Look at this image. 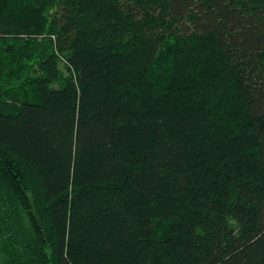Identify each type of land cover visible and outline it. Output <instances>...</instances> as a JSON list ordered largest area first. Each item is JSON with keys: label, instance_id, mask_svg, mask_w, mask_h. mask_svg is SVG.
<instances>
[{"label": "trees", "instance_id": "1", "mask_svg": "<svg viewBox=\"0 0 264 264\" xmlns=\"http://www.w3.org/2000/svg\"><path fill=\"white\" fill-rule=\"evenodd\" d=\"M0 264H264V0H0Z\"/></svg>", "mask_w": 264, "mask_h": 264}, {"label": "rangeland", "instance_id": "2", "mask_svg": "<svg viewBox=\"0 0 264 264\" xmlns=\"http://www.w3.org/2000/svg\"><path fill=\"white\" fill-rule=\"evenodd\" d=\"M61 68H63L64 70L66 69V68H65V65H63V64L61 65Z\"/></svg>", "mask_w": 264, "mask_h": 264}]
</instances>
